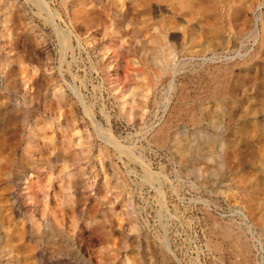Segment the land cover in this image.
<instances>
[{
    "label": "rangeland",
    "instance_id": "1",
    "mask_svg": "<svg viewBox=\"0 0 264 264\" xmlns=\"http://www.w3.org/2000/svg\"><path fill=\"white\" fill-rule=\"evenodd\" d=\"M0 264H264V0H0Z\"/></svg>",
    "mask_w": 264,
    "mask_h": 264
},
{
    "label": "bare ground",
    "instance_id": "2",
    "mask_svg": "<svg viewBox=\"0 0 264 264\" xmlns=\"http://www.w3.org/2000/svg\"><path fill=\"white\" fill-rule=\"evenodd\" d=\"M155 49H156V48H154V50H155ZM164 50H165V49H164ZM153 58H154V59H157L156 55H154ZM163 65H164V64H163Z\"/></svg>",
    "mask_w": 264,
    "mask_h": 264
}]
</instances>
